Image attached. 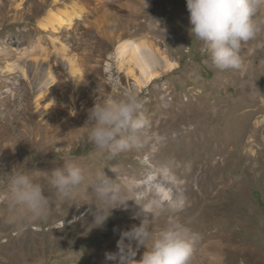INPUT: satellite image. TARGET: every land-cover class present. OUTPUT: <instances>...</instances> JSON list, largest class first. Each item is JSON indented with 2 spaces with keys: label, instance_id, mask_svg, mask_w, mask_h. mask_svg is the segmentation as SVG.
Listing matches in <instances>:
<instances>
[{
  "label": "rangeland",
  "instance_id": "obj_1",
  "mask_svg": "<svg viewBox=\"0 0 264 264\" xmlns=\"http://www.w3.org/2000/svg\"><path fill=\"white\" fill-rule=\"evenodd\" d=\"M62 1L0 0V66L13 67L8 76L0 70L7 82L0 87V264H115L105 254L116 253L121 233L144 217L128 201L96 227L100 202L87 183L101 171L163 202L153 236L174 218L169 202L182 200L175 216L205 237L198 243L217 236L223 246L204 256L196 250L194 264H264V48L256 47L264 32L241 53L248 73L221 71L189 31L186 0H147L145 11L143 0ZM136 39L172 65L145 85L127 58L122 65L113 57L120 42ZM127 90L139 94L146 126L138 147L112 156L88 140L89 111ZM69 163L86 180L62 198L50 175ZM17 173L42 186L46 218L10 207Z\"/></svg>",
  "mask_w": 264,
  "mask_h": 264
},
{
  "label": "clouds",
  "instance_id": "obj_2",
  "mask_svg": "<svg viewBox=\"0 0 264 264\" xmlns=\"http://www.w3.org/2000/svg\"><path fill=\"white\" fill-rule=\"evenodd\" d=\"M143 4L145 11L147 0H143ZM186 8L189 31L201 43V51L211 64L221 71L232 69L248 73L251 66L244 63L241 48L264 32V16H261L264 0H186ZM256 47L264 48V44ZM141 106L139 94L134 90L125 91L120 99L94 103L87 122L88 140L97 150L107 151L112 156L138 147L146 126L144 118L137 115ZM85 180L83 169L74 163L63 165L50 175L52 187L62 198L68 197ZM87 191L100 202L99 207L95 205L93 223L96 227L105 224L112 209L121 206L126 209L128 201H133L144 217L138 226L133 225L121 233L117 240L118 251L106 253L107 260L115 264H194L200 236L175 216L184 206L182 200L169 202L174 218L153 236L151 221L163 212V202L159 198L137 191L131 183L121 185L103 171L87 183ZM8 199L13 210L31 220L46 218L51 206L42 186L23 173L11 177ZM60 227H65L64 219ZM141 246L146 250L136 261L134 257Z\"/></svg>",
  "mask_w": 264,
  "mask_h": 264
},
{
  "label": "bare ground",
  "instance_id": "obj_3",
  "mask_svg": "<svg viewBox=\"0 0 264 264\" xmlns=\"http://www.w3.org/2000/svg\"><path fill=\"white\" fill-rule=\"evenodd\" d=\"M54 1H60V0H54ZM67 24L68 25L71 24V18L67 20ZM108 38L110 40L108 44L111 45L112 36L108 35ZM248 48H249L248 43L244 44L242 46L243 50L241 51V53H247ZM114 53H115L114 55L112 54L113 57L119 59V61L124 62L125 58L128 59L129 64L127 65L130 66L131 71H135V70L139 71L140 75L137 77V82L139 85L147 84L149 81L154 79L160 73L161 70L166 71L172 69V65L167 61L166 57L164 55L156 54L154 50L150 47V45L143 40L136 39V40H128L124 43L120 42L117 48L115 49ZM124 64L125 62L122 65ZM0 68L1 71H4V74L6 76L10 75L9 73H12L11 70L13 69L12 64L6 66H0ZM23 75L24 76L27 75L25 70ZM74 78L77 86L79 83L78 78H76V76ZM3 86H7V82L0 81V87ZM263 103H264V99H263ZM262 119H264V117ZM157 187L158 190L155 192V194L159 196L163 195L165 200L168 201L170 194L162 186H157ZM205 235H207L208 237L209 234H205ZM209 236H212V234H210ZM213 237L214 238L206 239L205 242L197 244L198 248L196 250L198 255L204 256L207 255V253L208 254L213 252L220 253L222 251L223 246L221 245L219 238H217V236H213ZM203 239H205V237H200L201 241ZM207 261L210 262L211 260L208 259Z\"/></svg>",
  "mask_w": 264,
  "mask_h": 264
}]
</instances>
